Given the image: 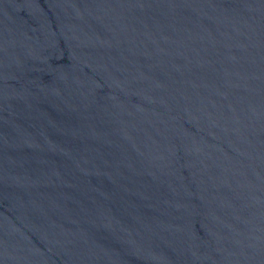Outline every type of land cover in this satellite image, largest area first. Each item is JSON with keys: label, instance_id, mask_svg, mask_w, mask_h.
<instances>
[{"label": "water", "instance_id": "95a60500", "mask_svg": "<svg viewBox=\"0 0 264 264\" xmlns=\"http://www.w3.org/2000/svg\"><path fill=\"white\" fill-rule=\"evenodd\" d=\"M0 264H264V0H0Z\"/></svg>", "mask_w": 264, "mask_h": 264}]
</instances>
